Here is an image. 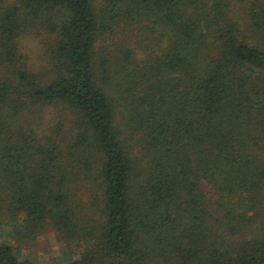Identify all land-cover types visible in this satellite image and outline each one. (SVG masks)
Here are the masks:
<instances>
[{
    "label": "trees",
    "instance_id": "trees-1",
    "mask_svg": "<svg viewBox=\"0 0 264 264\" xmlns=\"http://www.w3.org/2000/svg\"><path fill=\"white\" fill-rule=\"evenodd\" d=\"M236 1L0 0V264H264V0ZM50 230L79 256L19 257Z\"/></svg>",
    "mask_w": 264,
    "mask_h": 264
},
{
    "label": "rangeland",
    "instance_id": "rangeland-1",
    "mask_svg": "<svg viewBox=\"0 0 264 264\" xmlns=\"http://www.w3.org/2000/svg\"><path fill=\"white\" fill-rule=\"evenodd\" d=\"M233 3L234 6L231 5V8L236 7L238 1L234 0ZM52 39L54 40V37H52ZM51 42V34L36 21L30 23L27 30L18 37V45L22 56H24V60H26L32 71L38 74V77L48 70L47 65L51 58ZM102 43H107V41H102ZM154 49L157 50V46H155ZM143 53H145V51L140 50L139 55H143ZM52 111L53 116L56 115L54 114L55 112L59 115V109H52ZM45 113L51 116L49 110L46 109ZM67 129L68 131L66 133L68 139H70L72 131L70 128ZM87 190L85 197H82L84 196V187H80L79 190H77V193H81L78 196L80 201L89 197L92 191L95 192L94 190ZM77 245L76 243H73L71 246L68 245L63 240H60L54 231L50 230L38 235L35 240L27 242L20 247L19 257L23 260L29 259L35 262L62 263L79 256V248ZM18 246L20 245L18 244ZM103 264L117 263L114 260H107L106 262L104 261Z\"/></svg>",
    "mask_w": 264,
    "mask_h": 264
}]
</instances>
